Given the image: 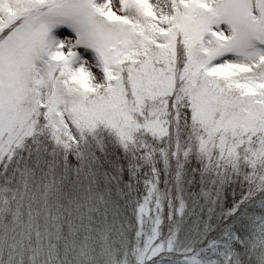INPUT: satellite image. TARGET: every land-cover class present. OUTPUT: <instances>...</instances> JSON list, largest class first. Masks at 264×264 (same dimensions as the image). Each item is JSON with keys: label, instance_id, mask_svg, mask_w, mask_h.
<instances>
[{"label": "snow or ice", "instance_id": "obj_1", "mask_svg": "<svg viewBox=\"0 0 264 264\" xmlns=\"http://www.w3.org/2000/svg\"><path fill=\"white\" fill-rule=\"evenodd\" d=\"M0 264H264V0H0Z\"/></svg>", "mask_w": 264, "mask_h": 264}]
</instances>
